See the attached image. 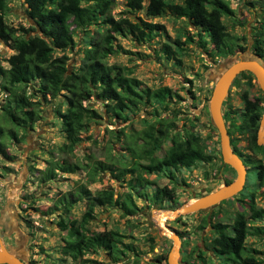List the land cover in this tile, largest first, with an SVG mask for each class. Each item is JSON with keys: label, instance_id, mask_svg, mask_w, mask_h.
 Instances as JSON below:
<instances>
[{"label": "rangeland", "instance_id": "1", "mask_svg": "<svg viewBox=\"0 0 264 264\" xmlns=\"http://www.w3.org/2000/svg\"><path fill=\"white\" fill-rule=\"evenodd\" d=\"M261 2L262 0H229L234 11L232 19L242 21L243 24L236 25L226 17L223 22L228 32L245 38L239 43L246 49L233 55L217 57L207 42V37L203 34L198 37L197 28L186 18L176 16L167 9L159 16L146 17L143 9L127 12L122 0H114L110 8L113 17L128 16L131 20L139 17L159 23L163 28L155 30L147 39H140L136 34L127 32L113 33L112 42L116 52L108 55L106 62L125 67L131 76L150 88L165 85L178 96L163 104L153 100L132 111L124 109L123 113L127 115L124 121L113 116L111 103L90 97L86 103L96 115L81 131V139L74 145L73 154L69 157L71 161L78 160L82 167L73 172L57 171L54 178L41 181L40 170L46 166L48 160L56 158L58 147L65 141L57 111L64 110L66 104L62 92L55 97H43L36 91L37 84H29L25 91L32 101H36L34 106L38 111V118L25 132L19 130L20 140L8 144L5 149L7 156L0 155V239L3 245L9 246L12 253L22 256L27 264H166L171 239L162 233L155 219H158L160 211L175 207L161 209L154 205L150 198L154 190L151 185L144 188L134 187L131 190L136 206L131 214L125 215L117 205L97 206L94 207L93 218L86 224L89 230H114L120 234L122 242L130 245L131 250L118 258L107 255L103 249L89 250L76 258L62 253L65 233L57 227L56 220L59 216L78 220L84 210V200L77 196H74L75 200L64 210L62 195L69 192L75 195L76 187L81 184L90 191L111 188L116 196L129 191L126 183L133 177L129 173L125 174L123 181L114 179L109 172L97 175L90 182L87 180V167L84 165L87 163V156L91 154L90 147L108 145L112 155L128 160L126 152L119 148L118 139L122 138L123 133L142 128L156 116L171 117L173 114L177 127L190 126L202 138L207 146V153L213 158L209 162H197L190 169L177 171L176 184L164 176L149 174L146 178L157 187L166 185L173 188L175 201L179 205L192 201L206 191L216 189L224 184V179L232 181L235 172L221 160L218 134L210 122L207 104L219 65L225 64L228 59L252 54L250 44L253 27L258 25V15H261ZM6 5V23L28 30L32 26L33 29L30 28L26 35L39 33L33 21L27 17L22 0H6ZM100 27L105 28L106 25L92 23L87 27V33L79 30L74 32V46L63 51L67 56L68 71L77 68L81 63L84 46L81 39H88L92 31ZM188 37L192 41H188ZM175 39L181 42L179 46L175 44ZM165 42L175 51L180 60L179 64L174 58H166L162 53L161 46ZM12 52L10 45L0 40L2 65H6L4 58ZM61 53L62 51L53 50L52 56ZM243 92L258 103L264 102V97L261 96L264 93L254 76H238L231 81L221 102L222 115H239ZM4 97L5 94L0 89V106ZM228 140L229 144L235 145L244 159H249L245 165V184L240 193L221 200L214 206L164 222L170 231L179 233L181 261L178 260V264H225L224 257L215 255L209 247L213 235L212 224L220 222L229 226L237 211L246 214L250 199L256 207L264 208V185L257 183L255 173L257 164L264 167V150L251 152L246 148V136L236 131L228 135ZM166 146L167 143H164L163 147ZM250 225L260 228L262 233L247 235L245 247L261 261L260 264H264V216L250 222ZM14 244L17 249L13 248ZM157 255H165V259L157 262Z\"/></svg>", "mask_w": 264, "mask_h": 264}, {"label": "trees", "instance_id": "2", "mask_svg": "<svg viewBox=\"0 0 264 264\" xmlns=\"http://www.w3.org/2000/svg\"><path fill=\"white\" fill-rule=\"evenodd\" d=\"M22 1L27 17L33 21L39 33L26 35L30 28L33 29L32 26L28 30L6 23V0H0V40L13 49V52L4 58L5 66L1 64L0 58V89L5 94L4 102L0 106V155L7 156L5 149L8 144L20 140L19 130L25 132L38 118V111L34 106L36 101L30 99L31 96L26 94L25 88L29 84H37L36 91L43 97H55L62 92L66 107L62 111L58 110L57 115L65 141L58 147L56 158L48 160L46 166L40 170L41 181L54 178L57 171L73 172L82 167L78 160L71 161L69 157L73 154L74 145L81 139V131L96 115L86 103L90 97L111 103L113 116L124 121L127 118L126 113H123L124 109L132 111L139 105L148 104L153 100L163 104L178 96L165 85L150 88L131 76L125 67L108 64L105 60L108 55L116 52L112 42L113 33L127 32L136 34L140 39H147L155 30L163 28L161 24L139 17L133 20L128 16L113 17L110 8L114 0ZM122 1L127 12L143 9L146 17H154L167 9L176 16L186 18L197 28L198 37L202 34L207 37V42L217 57L233 55L246 49L239 43L245 38L228 32L223 22L226 17L236 25L243 24L242 21L232 19L234 11L229 0H181L180 3H167L164 0ZM260 10L258 25L253 27L250 51L264 64V0ZM92 23L106 27L92 31L88 39H81L84 45L81 63L77 68L68 71L67 56L63 51L74 46L73 35L76 30L87 33V27ZM187 40L192 41L190 37ZM199 43L204 45L202 41ZM175 44L179 46L181 42L175 39ZM53 50L62 53L52 56ZM161 51L166 58H174L177 64L180 63L168 43L162 44ZM238 76L250 78L251 74L243 71L233 80ZM261 96L263 98L264 94ZM241 101L242 108L237 117L228 113L222 115L227 125V135L233 131L244 134L246 148L257 153L264 150V146L256 144L255 141L264 102L258 103L249 98L246 92L241 94ZM174 117L175 114L171 117L156 116L142 128L123 133L122 138L118 139L119 148L126 152L128 160L112 155L108 145L90 147L91 154L86 158L87 163L83 164L87 167L89 182L104 172H109L118 181H123L126 173L133 177L126 183L129 191L117 196L111 188L90 191L82 184L76 187L75 195L71 192L62 195L64 210L75 200L74 196L84 200V210L78 220L63 216L56 220L57 227L65 233L61 246L63 254L76 258L89 250L103 249L107 255L118 258L131 250L130 245L122 242L118 232L93 231L89 230L86 224L93 218V210L97 206L117 205L125 215L131 214L136 208L131 194L134 187L144 188L151 185L154 188L150 194L151 202L158 208H173L180 204L175 201L173 188L166 185L157 187L146 175L164 176L176 184L177 171L190 169L197 162H209L213 156L207 153V146L202 138L190 126L178 128ZM164 143H167L165 148ZM230 147L244 165L249 162L248 157L244 159L234 144H230ZM255 167L257 183L264 185V167L260 163ZM229 181L230 179H224L223 183L227 184ZM240 192L241 190L238 193ZM246 211V214L237 211L229 226L220 222L212 224L213 235L209 247L215 255L224 257L225 264L261 262L245 247V238L249 234L262 233L260 228L251 226L250 222L261 219L264 216V208L256 207L250 199ZM177 234L179 235L178 232ZM12 246L17 249L16 244ZM13 253L20 256L16 252ZM191 254L193 256V251ZM156 258L157 262H160L165 259V255H157Z\"/></svg>", "mask_w": 264, "mask_h": 264}, {"label": "water", "instance_id": "3", "mask_svg": "<svg viewBox=\"0 0 264 264\" xmlns=\"http://www.w3.org/2000/svg\"><path fill=\"white\" fill-rule=\"evenodd\" d=\"M243 71H247L254 76L260 90L264 93V64L257 56L247 53L238 58L228 59L225 64L219 65V72L214 78V84L207 104L210 122L218 134L221 160L224 164L234 170L235 177L227 184H222L216 189L207 193L205 192L197 198L192 199L191 202H185L168 210L169 215L162 222L155 219L157 225L161 228L162 233L171 239V245L166 254V264H178L180 243L178 234L174 231H170L164 222L167 220H173L178 216L188 214L193 211L205 210L208 207L214 206L221 200L232 197L244 186L246 180V166L242 162L241 158L236 155L230 147L226 126L224 124L220 108L221 102L226 95L231 81L238 73ZM255 141L256 144L264 146V111L258 122ZM164 229L169 231V233ZM0 264L27 263L24 259L16 256L7 247H5L0 239Z\"/></svg>", "mask_w": 264, "mask_h": 264}, {"label": "bare ground", "instance_id": "4", "mask_svg": "<svg viewBox=\"0 0 264 264\" xmlns=\"http://www.w3.org/2000/svg\"><path fill=\"white\" fill-rule=\"evenodd\" d=\"M190 202H191V201H190ZM168 215H169V211H163V212H161V213H159V214L157 215V218H158V219H156V220L162 222V221H163ZM164 230H165V229H164ZM165 231L169 233V231H167V230H165Z\"/></svg>", "mask_w": 264, "mask_h": 264}, {"label": "flooded vegetation", "instance_id": "5", "mask_svg": "<svg viewBox=\"0 0 264 264\" xmlns=\"http://www.w3.org/2000/svg\"><path fill=\"white\" fill-rule=\"evenodd\" d=\"M206 192H209V191H206ZM7 248L9 249V246H7ZM20 257V256H19ZM21 258V257H20ZM21 259H23V258H21Z\"/></svg>", "mask_w": 264, "mask_h": 264}, {"label": "clouds", "instance_id": "6", "mask_svg": "<svg viewBox=\"0 0 264 264\" xmlns=\"http://www.w3.org/2000/svg\"><path fill=\"white\" fill-rule=\"evenodd\" d=\"M221 108V107H220ZM225 124V123H224ZM246 181V180H245ZM245 184V183H244Z\"/></svg>", "mask_w": 264, "mask_h": 264}]
</instances>
